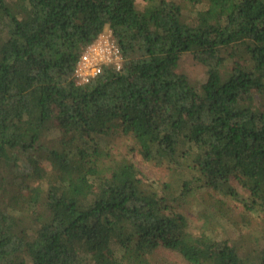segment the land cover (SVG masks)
<instances>
[{
	"label": "trees",
	"instance_id": "16d2710c",
	"mask_svg": "<svg viewBox=\"0 0 264 264\" xmlns=\"http://www.w3.org/2000/svg\"><path fill=\"white\" fill-rule=\"evenodd\" d=\"M198 3L187 22L177 0H0V264H157L160 246L264 264V229L248 243L225 203L264 211V0ZM105 27L122 65L78 84ZM184 52L206 68L199 89ZM117 139L176 173L175 200L208 195L207 219L147 186Z\"/></svg>",
	"mask_w": 264,
	"mask_h": 264
},
{
	"label": "rangeland",
	"instance_id": "374dc122",
	"mask_svg": "<svg viewBox=\"0 0 264 264\" xmlns=\"http://www.w3.org/2000/svg\"><path fill=\"white\" fill-rule=\"evenodd\" d=\"M183 5V17L185 21H193L194 19V10H196L199 6L198 0L193 6V2L195 0H177ZM136 3L139 8H144L148 4V0H136ZM192 6L194 8H192ZM107 27L104 28L103 32L107 31ZM177 71L184 73L189 82L196 88L199 89L201 83L206 79V68L202 64L198 63L194 60L191 52H184L178 61ZM130 141L126 139H117L112 147V151L117 155H125L129 160H131L138 169L139 176L143 180V182L157 191L160 195H168V199L175 209L179 212L185 214L192 225H200L203 219H207L208 213L212 211V207L214 205V201L207 199L208 195L202 194L201 192H196V194L187 197L186 199L177 198L175 200V196H177L179 192V178L175 172L171 171L168 167L164 165H157L151 160H145L138 152V148L131 149ZM235 184V183H234ZM237 186V185H236ZM237 189L242 192V189L237 187ZM243 194V193H242ZM216 195V194H215ZM245 195V194H244ZM219 198V196H216ZM225 203L228 207L231 208V215L234 219H237L242 226L246 228L242 229L246 234L247 242H251L254 236L258 235L260 231L264 229V211L257 212L255 214L252 212L250 216L244 215L243 207L237 201L232 199H225ZM246 217L250 220V222H246ZM253 226L255 227H252ZM227 226L231 224L227 221ZM250 225V226H247ZM250 227V228H249ZM234 237L239 235V230L235 228H230ZM255 231L259 232H254ZM153 260L157 264H189L177 251L167 249L165 247H158L153 253Z\"/></svg>",
	"mask_w": 264,
	"mask_h": 264
},
{
	"label": "built area",
	"instance_id": "2783aa9c",
	"mask_svg": "<svg viewBox=\"0 0 264 264\" xmlns=\"http://www.w3.org/2000/svg\"><path fill=\"white\" fill-rule=\"evenodd\" d=\"M122 58L119 47L111 37V32H101L97 39L89 44L77 61L74 76L78 84L87 83L102 72L104 66L120 69Z\"/></svg>",
	"mask_w": 264,
	"mask_h": 264
}]
</instances>
